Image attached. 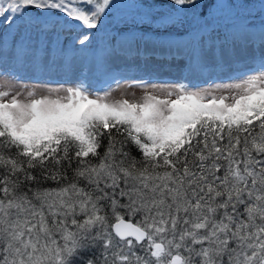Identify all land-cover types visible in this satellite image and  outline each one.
<instances>
[{
	"label": "snow or ice",
	"instance_id": "6c2138e0",
	"mask_svg": "<svg viewBox=\"0 0 264 264\" xmlns=\"http://www.w3.org/2000/svg\"><path fill=\"white\" fill-rule=\"evenodd\" d=\"M123 6L8 0L0 21L78 32L81 48L97 38L105 66L123 41L201 76L240 65L243 78L220 86L230 95L183 84L130 102L107 97L148 82L109 74L103 95L81 79L37 97L17 71L29 50L0 57V264H264V0H139L116 17Z\"/></svg>",
	"mask_w": 264,
	"mask_h": 264
},
{
	"label": "rangeland",
	"instance_id": "374dc122",
	"mask_svg": "<svg viewBox=\"0 0 264 264\" xmlns=\"http://www.w3.org/2000/svg\"><path fill=\"white\" fill-rule=\"evenodd\" d=\"M139 13V9L133 7L130 11L115 16L118 18L131 17ZM218 14L224 15V10H218ZM106 24V30L104 33L101 32L99 36H103L105 32H110L113 29L112 19L106 21ZM80 36L81 33L78 32L60 34L59 36H42L31 29L18 30L16 22L11 23L9 26H5L3 22H0V57L7 58L9 63H11L13 52L18 46L22 44L29 50L30 62L17 71L23 83L29 88L37 86L35 89L37 97L49 95V89L56 88L59 85H63V88L52 94L64 96L66 95L65 89L78 83L81 79H86L91 92H99L103 95L104 76L107 77L109 74L122 75L128 81L143 79L148 82L149 86L147 88H131L127 85H122L119 89L111 92L107 97L109 101L128 99L130 102L141 101L145 93H151L164 98L171 89V86L183 84H188L195 90L197 88H206L209 83H212L216 86L215 94L217 96L230 95V89H225L220 86L243 78L240 72L237 71V69L241 67L240 65H235L222 72L214 73V75L201 81L190 78H187L186 81H181L179 78L181 76L171 73L172 65H166L165 68L168 69V72H165L160 71L161 68L163 69V66L154 68L156 65L153 63L149 62L143 64L133 58H131V61H133L131 64L115 65V63H119L115 62L114 64L105 66L102 64V57H104L105 52L102 49L99 39L93 38V42L90 45L81 48L78 42ZM73 37L77 39H73ZM120 43L126 44L123 41ZM84 57L96 60L94 68H91L92 71L91 69H86V67L83 68V66H81L80 61ZM74 60L77 63H75ZM72 66H74V68ZM76 71H81V73L85 71L84 74L87 76L80 78ZM75 72L76 74H74ZM216 75L218 77H216ZM87 80L92 81L93 84L89 83ZM0 83L4 82L0 81ZM43 85H48V87H43ZM153 85H155V87H153ZM5 87H7V85H5ZM27 90L28 88H22L21 85L16 84L13 87L12 94L21 92L20 98L25 99ZM90 98L96 97L91 95ZM171 98L174 99L175 96Z\"/></svg>",
	"mask_w": 264,
	"mask_h": 264
},
{
	"label": "bare ground",
	"instance_id": "6f19581e",
	"mask_svg": "<svg viewBox=\"0 0 264 264\" xmlns=\"http://www.w3.org/2000/svg\"><path fill=\"white\" fill-rule=\"evenodd\" d=\"M118 47L121 49V55H118V56H114L109 65L111 64H114L115 62H119V63H115V65H127V64H131L133 61H131L133 59H136V61L140 62V63H143V64H146V63H153L155 64L156 66H154V68H158L159 66H163V69L161 68L160 71H165V72H168V69L165 68L166 65H172L171 67V73H175L181 77L180 80L181 81H186L187 78H190V79H197V80H205L206 78L210 77L211 75H214V73H218V72H213L211 73L210 75H204V76H201V75H198V74H192V73H189L187 70L183 69L180 65L177 64V62L173 59V60H170L167 58V56H164V55H155L153 54L154 53V49H153V46L152 45H140L139 47L143 50V54H139L135 49H132L131 51L129 50L128 48V45L127 44H121L119 43L118 44ZM103 58V57H102ZM78 60V59H77ZM75 61V60H74ZM129 61V62H128ZM135 61V60H134ZM148 61V62H147ZM95 62L96 60H93L92 58L90 59H87L86 57H84L80 63H81V66H83V68L86 67V69H91V68H94L95 66ZM75 63H77L75 61ZM103 64V63H102ZM72 65V64H71ZM74 68V66H72ZM127 67V66H125ZM77 68V67H76ZM123 68V67H122ZM148 69V68H147ZM152 69V68H151ZM75 70V69H74ZM125 70V69H124ZM141 70V69H140ZM233 70V69H232ZM92 71V69H91ZM77 72V71H76ZM76 72L74 74H76ZM158 72V71H157ZM165 72H162V73H165ZM85 71H79L77 72L78 76L80 78L82 77H86L87 75L84 74ZM90 73V72H89ZM82 74V75H81ZM218 75V74H217ZM216 75V77H218ZM76 78V77H75ZM106 78V76H104V79ZM171 79V78H170ZM78 80V79H77ZM163 80V79H162ZM89 83H92V81H89L87 80ZM213 81V80H212ZM154 83V82H153ZM162 85V84H161Z\"/></svg>",
	"mask_w": 264,
	"mask_h": 264
},
{
	"label": "trees",
	"instance_id": "16d2710c",
	"mask_svg": "<svg viewBox=\"0 0 264 264\" xmlns=\"http://www.w3.org/2000/svg\"><path fill=\"white\" fill-rule=\"evenodd\" d=\"M117 2L121 5H124L123 7L117 9L114 13V15H121L122 13H125L126 11H130L133 7H131V5H134L136 3L139 2V0H117ZM251 2L253 3H259V0H251ZM8 3V0H0V4H4L5 6L7 5ZM139 11H143L142 9H139ZM108 21V20H106ZM106 21L104 22L105 24V29H103L101 32L104 33V31L106 30ZM2 23V21H0ZM133 154H137L134 150V153ZM126 220L130 221L131 223L135 224L136 223V220L138 218H132V217H126L125 218Z\"/></svg>",
	"mask_w": 264,
	"mask_h": 264
}]
</instances>
